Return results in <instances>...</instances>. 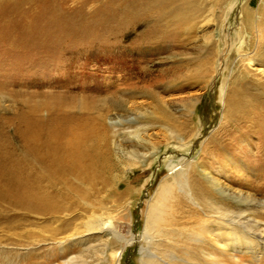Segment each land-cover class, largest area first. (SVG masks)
<instances>
[{
  "label": "rangeland",
  "instance_id": "obj_1",
  "mask_svg": "<svg viewBox=\"0 0 264 264\" xmlns=\"http://www.w3.org/2000/svg\"><path fill=\"white\" fill-rule=\"evenodd\" d=\"M255 26L264 28V0H0V144L19 151L23 120L67 115L90 129L82 141L93 155L89 176L52 174L55 213L0 207V264H64L80 254L71 234L84 235L92 213L140 238L150 199L184 160L214 172L224 165V180L258 200H206L264 220V78L246 70L235 49L215 71L226 40L254 51ZM222 87L258 102L219 126ZM95 237L89 242L99 244ZM107 237L105 249L84 252L88 260L141 263L140 239L118 261L121 244ZM225 257L215 259L235 264ZM241 257L251 264L250 254Z\"/></svg>",
  "mask_w": 264,
  "mask_h": 264
},
{
  "label": "bare ground",
  "instance_id": "obj_2",
  "mask_svg": "<svg viewBox=\"0 0 264 264\" xmlns=\"http://www.w3.org/2000/svg\"><path fill=\"white\" fill-rule=\"evenodd\" d=\"M211 20V17L208 18V21ZM239 29L244 31L242 26ZM226 32L223 27V33ZM254 38L253 52L243 50L241 43L233 46L226 40L222 49V61L215 67V71L221 70L226 55L235 49L239 52V60L245 69L254 70L264 78V49L257 55V49L264 41V28L257 26ZM222 88L224 109L219 126L225 121V117L238 116L236 114L243 109V104L258 102V95H248L237 89L230 93L228 89ZM193 101L195 102L194 99ZM261 105L264 107V101ZM68 122L67 115H57L49 121L27 118L21 122L19 130V151L12 143H7V147L0 144V207L6 205L36 212L37 215H50L59 206L50 190L54 180L52 174L72 171L82 177L89 176L93 155L82 140L89 135L90 129L85 124L70 125ZM179 141L183 143L185 139L181 137ZM232 159L233 156H225V162L230 163ZM238 163L237 166L240 167L241 160ZM222 167L220 171L214 172L211 168H205L202 160L193 159L173 165L170 173L172 177L163 180L150 199L140 238L122 235L111 218L93 213L88 215L82 223L84 235L75 234L78 228L71 234L74 243L80 247V254L71 255L64 264H97L92 262V258L88 260V255L84 252L98 245L103 247L101 250L105 249L109 235L121 244L115 254L118 261L122 251L140 239V264H170L179 258L184 264H224L225 260L215 259L217 255L221 258L230 257L235 264H239L241 254L245 253L250 254L251 264H264V220H254L250 213L223 209L206 200L214 194L226 197L234 205L258 200L250 191L226 182ZM186 224H191L190 230ZM92 235L96 236L93 241H99V244L89 242ZM58 243L62 244L63 240ZM60 248L63 251L64 245ZM98 253L95 254L98 256ZM182 254L188 259L181 258Z\"/></svg>",
  "mask_w": 264,
  "mask_h": 264
}]
</instances>
